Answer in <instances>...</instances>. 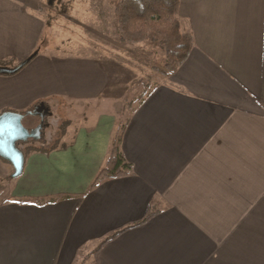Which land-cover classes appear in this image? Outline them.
<instances>
[{
  "label": "crops",
  "instance_id": "crops-1",
  "mask_svg": "<svg viewBox=\"0 0 264 264\" xmlns=\"http://www.w3.org/2000/svg\"><path fill=\"white\" fill-rule=\"evenodd\" d=\"M180 19L195 44L132 106L122 140L131 172L91 188L115 120L70 132L64 119L57 148L28 152L26 182L0 202V264H74L151 207L156 214L108 241L92 264H264V0H181ZM47 28L42 0H0V61L16 66L39 50L0 74L2 91L30 103L11 111L43 101L56 118L48 97L73 81L63 73L69 57L41 52ZM98 70L94 88L104 92L108 74ZM4 162L7 177L14 167Z\"/></svg>",
  "mask_w": 264,
  "mask_h": 264
},
{
  "label": "rangeland",
  "instance_id": "rangeland-1",
  "mask_svg": "<svg viewBox=\"0 0 264 264\" xmlns=\"http://www.w3.org/2000/svg\"><path fill=\"white\" fill-rule=\"evenodd\" d=\"M110 1L42 0L48 28L41 52L50 51L57 56L69 57L71 62L65 64L63 73L73 79L64 88L59 84L56 88L58 94L48 97L57 116L48 117L51 127L46 128L45 136L52 134V138H46V147L59 134L64 119L72 121L69 127L72 132L84 125L91 128L100 118L113 117L116 132L126 122L132 106L154 85L155 77L160 74L153 70L154 66H163L164 63V54L157 45L153 47L147 42L122 44L119 41L116 17ZM151 47L155 48V52L146 53V49ZM100 65L108 74V84L104 92L94 88ZM70 67L72 70H68ZM76 79L80 82L76 83ZM15 86L7 90L13 92ZM6 88V84L0 83V114L9 110L12 105L20 108L17 110H23L22 108L30 104L26 100L15 102L13 98L16 94L11 96L6 90L2 91ZM51 99L53 100L50 101ZM21 105L23 107H19ZM4 106L8 108L2 109ZM0 163L3 165L5 162L0 158ZM1 164L0 202L14 200V192L22 187L28 176H10L13 173L11 172L5 177ZM87 246V250H94L97 243ZM89 252L86 251L87 255L78 257L74 264H92L94 256Z\"/></svg>",
  "mask_w": 264,
  "mask_h": 264
},
{
  "label": "trees",
  "instance_id": "trees-1",
  "mask_svg": "<svg viewBox=\"0 0 264 264\" xmlns=\"http://www.w3.org/2000/svg\"><path fill=\"white\" fill-rule=\"evenodd\" d=\"M110 3L113 6L118 37L122 44H141L147 42L153 47L157 45L163 52V66H154L153 70L155 72L159 71L162 75H169L176 72L188 59L194 47L195 40L192 32L182 28L180 19L181 0H111ZM153 47L146 49V53H154L155 48ZM0 63L6 64L3 61H0ZM146 92L147 91L141 95L139 100L143 98ZM34 107L35 105L27 110L21 111V113L24 114L23 123L28 129L36 127L41 121L39 116L28 113V111L33 110ZM47 119L46 117L45 126L48 124ZM126 126L127 123L125 122L116 130L108 160L91 183V188L105 179L125 176L131 172L132 164L127 160L122 150V140ZM65 127L64 122L60 126L59 134L53 139L49 147L45 145L47 141L45 132L42 133L40 140L30 138L25 142L20 141L18 145L25 144L27 146L26 150H22L24 156L30 151L49 152L59 145L61 137L65 133ZM36 142H41V144L37 145ZM2 160L7 162V160L3 158ZM54 200L55 197L40 199L38 203ZM157 211V208L151 207L141 219L112 231L103 238L92 254L94 256L97 255L99 250L108 241L131 227L145 223L156 214ZM94 264H96V262Z\"/></svg>",
  "mask_w": 264,
  "mask_h": 264
},
{
  "label": "water",
  "instance_id": "water-1",
  "mask_svg": "<svg viewBox=\"0 0 264 264\" xmlns=\"http://www.w3.org/2000/svg\"><path fill=\"white\" fill-rule=\"evenodd\" d=\"M38 51V49L35 50L29 57L16 66H8L0 63V74H14L18 72L37 55ZM28 113L41 117L39 125L32 129H28L24 125V114L21 112L7 110L0 114V156L12 163L14 167L12 176H19L24 169L25 156L23 151L18 147V142L41 137L43 128L45 127V117L48 109L41 102L33 110L28 111Z\"/></svg>",
  "mask_w": 264,
  "mask_h": 264
},
{
  "label": "flooded vegetation",
  "instance_id": "flooded-vegetation-1",
  "mask_svg": "<svg viewBox=\"0 0 264 264\" xmlns=\"http://www.w3.org/2000/svg\"><path fill=\"white\" fill-rule=\"evenodd\" d=\"M19 143V142H18Z\"/></svg>",
  "mask_w": 264,
  "mask_h": 264
}]
</instances>
